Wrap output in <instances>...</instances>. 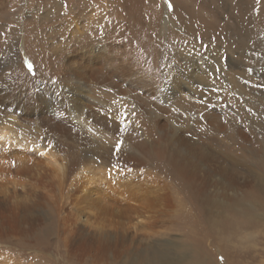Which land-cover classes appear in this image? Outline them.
<instances>
[{
	"label": "rangeland",
	"instance_id": "374dc122",
	"mask_svg": "<svg viewBox=\"0 0 264 264\" xmlns=\"http://www.w3.org/2000/svg\"><path fill=\"white\" fill-rule=\"evenodd\" d=\"M97 45L102 71L82 72L81 49ZM228 62L237 68L220 73ZM189 64L211 80L180 97L183 109L203 105L197 136L185 111L158 98L163 86L144 88ZM230 69L254 80L224 84ZM223 89L228 100L212 97ZM100 90L132 119L90 99ZM263 107L264 0H0V126L23 138L0 143V263L264 264ZM152 109L157 134L183 119L175 135L193 139L184 148L206 155L223 194L206 204L173 175L134 118ZM38 136L57 167L34 148ZM190 174L214 191L212 178Z\"/></svg>",
	"mask_w": 264,
	"mask_h": 264
},
{
	"label": "bare ground",
	"instance_id": "6f19581e",
	"mask_svg": "<svg viewBox=\"0 0 264 264\" xmlns=\"http://www.w3.org/2000/svg\"><path fill=\"white\" fill-rule=\"evenodd\" d=\"M82 53H83V56L81 57V65H80V68H82V72H86V73H96L98 75V73L100 71H102V68L99 69V65H100V59L102 58L103 60L106 59L107 57L105 56L104 57V53H105V48L101 47V46H93V47H90L89 49L88 48H84V49H81ZM107 55V54H106ZM102 60V61H103ZM248 60H251L250 58H248ZM247 60V61H248ZM101 61V62H102ZM191 64H189L185 69H184V73L180 74V75H177V76H174L175 78V81H171V82H161V83H150L148 81V84H145L144 88L145 90L147 91H150V94H153V92L159 88V87H162L163 86V91L161 92L160 89H157V96L158 98H160V100H163L165 103L166 102H170V108L173 107V110L177 111L179 110L180 111H185L187 113V116L188 118H185L183 117L184 121L188 120V122H192V123H189L188 127L187 126H183V123H178L179 121H182L183 119H179L178 122H175L173 121V124H169L167 123V125H164L166 126V129H167V132L164 133L163 130L160 131L162 133H159L157 134V132H155L156 130H160L161 128L158 127L157 123L155 122V119H159L161 117V115H159L157 113L158 110H160L158 108V110H148V114L146 117H144L142 114L143 113H136L134 118H135V121H137V125L139 127V129H142L145 133V136L146 137H149L147 138L148 140H150L149 144L150 145H153L155 146L156 150H158L159 152H161L160 154L161 155H164L167 159V162L168 164L171 166V169H172V172H173V175L178 178L182 183H184V185L186 187H188L189 189L192 190V194L194 195L195 198H199V199H202L203 197H205L206 199H204V202L206 201V204H208V200L207 198L209 199V197L211 198H214L216 196H218L219 194V191L222 193L224 191V188L223 186L226 185V184H222L221 181H220V178H219V175L220 173H217L219 172L218 170H216L215 167H212L211 169H207L205 168V163L207 162L206 159H208L206 157L205 154H201V153H196L197 149L194 147V146H197V145H192V149L191 151H187V149L184 148V146H188V144L190 142H192L191 140L189 139H179L181 138V136H176L175 133L177 134V128H175V124H181L182 126V130H184V128H186L187 130L189 129H192L194 130V133H195V136H197V130H205L204 128H207V127H204L203 126V119L200 120V117L197 116V113L195 111V106L196 108H201L203 107L202 104L201 107L194 104L192 105L191 107L187 108V109H183L184 108V105L182 104L183 102L181 101V96L184 94L182 93L183 91L185 92H188L189 90H192V87L188 84V82H193V83H196L199 85L198 83V79H200L199 82L202 81L203 84H210L211 80L210 79H207L203 74H205L206 72L205 71H201L202 73L199 72V70H192L190 67ZM230 66H235L237 68V65H235L234 63H230L228 62V64H225L224 65H219V71L220 73H222L223 71H227L228 68H230ZM196 67V66H195ZM105 68V67H104ZM97 69V71L95 70ZM195 69V68H194ZM218 69V68H217ZM108 72L109 70L106 69ZM211 71V74L210 76L212 77H218L217 75V71L215 70H209ZM231 72H226V74H222V75H227L226 76V81H223L224 84H232L234 87L238 88L239 87V83L237 84L236 81H240V79L238 80V78H236L235 76L238 75L245 79H248L250 81L254 80L253 77H254V73L253 72H245L244 70L241 71L239 70V72H232V70L230 69ZM64 73V72H63ZM67 74V73H66ZM106 74V72H105ZM108 74V73H107ZM110 75V74H108ZM107 75V76H108ZM70 76V75H69ZM130 78V77H129ZM139 80H141V78L139 77L138 78ZM173 79V78H172ZM183 79V80H182ZM232 80V81H231ZM244 80V79H243ZM134 83L136 82L135 80H133ZM155 81V80H154ZM218 84H221V81L219 80L218 78ZM231 81V82H229ZM138 82V81H137ZM236 83V84H235ZM79 84V83H78ZM223 84V83H222ZM244 84V83H243ZM168 85V86H166ZM172 85H175L173 87ZM66 87V86H65ZM69 89H73V88H69ZM78 89H82L80 87H78ZM86 91V90H85ZM73 92V91H72ZM88 92V91H87ZM85 93V92H84ZM93 93V94H92ZM91 94H88V96L90 97L91 100H94L96 99V97L100 100V101H103V104H107V103H110L109 106H111L112 108H116L117 107V100H113L112 97H110V95H106L105 93H103L101 90L99 93H95V92H92ZM193 93H194V89H193ZM160 94V95H159ZM190 94V93H189ZM195 95V94H194ZM197 98H199L200 96H197L195 95ZM217 96V97H216ZM223 97L225 98L226 100H228L229 98V92L228 91H225L223 89L222 92L215 94L213 95L212 97L213 98H218V97ZM187 98H189L187 95H186ZM88 100V98H87ZM120 101V100H119ZM200 101H203L202 99H200ZM150 102V101H149ZM146 103V101H144L142 104L144 105ZM120 104V103H119ZM126 104V103H125ZM167 104V103H166ZM124 105V104H123ZM130 105V104H129ZM149 105H151V103H149ZM144 107V106H143ZM165 107V106H163ZM121 108V107H120ZM127 108H128V105H127ZM241 108V107H239ZM264 108V107H263ZM116 109H119V106L116 108ZM115 109V110H116ZM166 109V108H165ZM169 110V109H168ZM118 112L121 111L122 114L126 117V120H131L132 116L130 115L132 113V111L130 110H117ZM135 111V110H134ZM136 112V111H135ZM145 113V112H144ZM147 113V112H146ZM181 113V112H180ZM179 113V114H180ZM244 114V113H243ZM251 114V113H249ZM214 116V115H213ZM241 117V116H240ZM74 118V117H73ZM75 118H77L75 116ZM250 118V117H249ZM12 119V117H11ZM11 119L9 120L10 122H14L13 119L11 121ZM134 120V119H133ZM132 120V121H133ZM173 120V119H172ZM7 121V120H6ZM177 121V120H176ZM8 122V123H10ZM175 122V123H174ZM205 122V121H204ZM8 123H5L4 124H7ZM11 124V123H10ZM15 124V123H14ZM14 124H12L14 126ZM128 124V123H127ZM135 124V125H136ZM5 126V125H4ZM210 126L209 128L213 129V125H208ZM264 126V125H263ZM134 127V126H133ZM161 127V126H160ZM217 130H213V131H218L219 133H222L224 131V129L228 128L227 126H225L224 124L222 123H216V127H215ZM231 128V127H230ZM136 129V128H135ZM138 129V128H137ZM22 131V130H21ZM211 132V131H210ZM188 133V132H187ZM224 133V132H223ZM152 134H155V135H158L156 138L152 135ZM190 134V133H189ZM233 135L234 134V128L230 130V135ZM228 135V134H227ZM236 135V134H235ZM188 136V135H187ZM192 136V135H190ZM225 136V135H224ZM153 137V138H152ZM194 137V136H193ZM232 137V136H231ZM237 137V136H235ZM164 138V142L160 141ZM18 141V142H15V140ZM152 139H155V140H152ZM230 139V138H229ZM12 140V143L13 145H18L19 147V142H22L23 138L20 136L17 135V133H15V131L9 127V126H5V127H1L0 126V143L2 144H6L7 142H10ZM28 141V140H27ZM37 143H34L33 146L34 148H36L38 150V152H40L42 155H46L47 154V157H48V164L51 166L52 165H55L57 167V163L58 162H61L58 161V156L56 153H53L52 151H50V148H46L49 143L47 142V140H44L43 138H40L39 136L37 137L36 139ZM234 142V141H233ZM237 142V141H236ZM25 143V142H24ZM23 143V144H24ZM29 143V142H28ZM30 144V143H29ZM27 144V145H29ZM192 144V143H190ZM232 144V143H231ZM237 144V143H236ZM247 144V143H246ZM233 145V144H232ZM21 146V144H20ZM230 146V145H229ZM244 146V145H243ZM24 147V146H23ZM22 147V148H23ZM27 147V146H25ZM241 148V146H240ZM244 149V148H243ZM231 150V149H230ZM17 151V150H16ZM246 151V150H245ZM243 151V152H245ZM56 152V151H55ZM238 152V151H237ZM18 153V152H16ZM242 153V152H241ZM240 153V154H241ZM19 154V153H18ZM17 154V155H18ZM196 154H198L196 156ZM259 154V153H258ZM259 156V155H257ZM21 157V156H19ZM253 157V156H252ZM203 158L205 160V162L203 161ZM250 158V157H249ZM259 161L256 163L255 167L259 170V171H264V156L263 157H259ZM16 159V158H15ZM23 159V158H22ZM21 159V160H22ZM253 159V158H252ZM255 159V158H254ZM23 161V160H22ZM252 161V160H251ZM21 162V161H20ZM254 162V161H253ZM251 163V162H250ZM62 166V165H61ZM64 166V165H63ZM55 168V167H54ZM54 168H52L54 170ZM60 169V167H59ZM61 171V170H60ZM59 171V172H60ZM61 173V172H60ZM59 173V175H60ZM190 173H193L194 175H196V177H200L201 178V182L203 183L204 180L207 178V177H210L212 178L213 180V187H214V191L212 193H207L205 191V188L204 186H202L200 189L198 188V186H196L195 182L191 179V174ZM261 174V173H260ZM89 179V178H88ZM92 181V179H91ZM12 185H14V183H10ZM229 186V185H228ZM193 187L195 188V190L193 189ZM212 187V186H211ZM212 187V189H213ZM208 190V189H207ZM209 194H211L212 196H209ZM223 194V193H222ZM217 198V197H216ZM256 213V212H255ZM259 215V214H258ZM5 262V261H4ZM0 264H3V263H0Z\"/></svg>",
	"mask_w": 264,
	"mask_h": 264
},
{
	"label": "snow or ice",
	"instance_id": "6c2138e0",
	"mask_svg": "<svg viewBox=\"0 0 264 264\" xmlns=\"http://www.w3.org/2000/svg\"><path fill=\"white\" fill-rule=\"evenodd\" d=\"M119 146V145H118Z\"/></svg>",
	"mask_w": 264,
	"mask_h": 264
}]
</instances>
